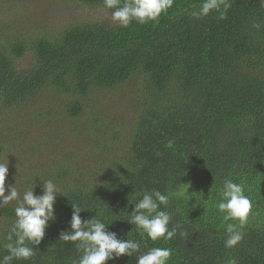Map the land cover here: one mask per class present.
<instances>
[{"label": "trees", "instance_id": "obj_1", "mask_svg": "<svg viewBox=\"0 0 264 264\" xmlns=\"http://www.w3.org/2000/svg\"><path fill=\"white\" fill-rule=\"evenodd\" d=\"M73 1L107 17L56 32L35 25L22 37L0 34V128L16 137L19 151H40L35 161L43 151L54 155L21 172L19 192L34 187L40 195L51 179L63 193L35 254L11 264L78 260V242L59 238L72 203L85 208L82 221L110 223L119 239L140 242L141 253L170 248L168 264H264V0H229L223 19L215 10L196 19L204 0H174L158 20L127 27L104 0ZM35 107L62 131L47 135L44 148L40 140L27 145L18 124V113ZM62 135L72 136V145L56 154L51 142ZM5 149L0 138V153ZM226 178L253 202L233 248L225 247L226 225L238 221L225 222L216 207ZM153 189L169 198L160 206L172 216L169 227L181 225L167 241H152L128 221L134 203ZM15 207L0 206V258L8 254ZM138 255L106 264H137Z\"/></svg>", "mask_w": 264, "mask_h": 264}, {"label": "clouds", "instance_id": "obj_2", "mask_svg": "<svg viewBox=\"0 0 264 264\" xmlns=\"http://www.w3.org/2000/svg\"><path fill=\"white\" fill-rule=\"evenodd\" d=\"M173 3L174 0H123V3L121 0H104V6L114 10L112 17L121 27H127L133 20L138 23L156 21L162 12L172 7ZM229 7V0H204L199 11L193 12L192 15L200 19L215 10L223 19ZM7 175L8 160L0 163V206L16 201L14 209L16 219L6 237L8 242L3 245L8 254L0 258V264H11L14 259L28 260L35 254V248H38L43 240L49 222L55 219L54 204L57 194L62 193L57 184L49 179L43 181L41 185L42 194H34L32 187L25 190L21 196L15 184L9 185L6 189ZM219 195L221 199L216 207L219 212L224 213L223 220L238 221L226 225L228 238L224 242L225 247L233 248L243 240L242 230L248 222L253 202L245 195L243 185L229 178L224 179ZM168 202V196L159 190L145 192L142 198L134 203L128 221L142 229L152 241L161 238L165 241L170 240L177 234L181 225L169 227L172 216L160 208L161 205L167 206ZM84 209L72 203L69 228L59 235L65 242H78L76 247L82 254L78 260L73 261V264H106V261L122 255L132 257L137 253H139L137 264H168L172 255L170 248L154 247L141 253L140 242L119 239L115 232L107 230L106 226L110 223L99 219L82 221L80 213ZM180 235L186 236L187 233L181 230ZM229 264H236V261L231 260Z\"/></svg>", "mask_w": 264, "mask_h": 264}, {"label": "rangeland", "instance_id": "obj_3", "mask_svg": "<svg viewBox=\"0 0 264 264\" xmlns=\"http://www.w3.org/2000/svg\"><path fill=\"white\" fill-rule=\"evenodd\" d=\"M96 17L103 19L107 17V14L98 7L84 6L73 0H0V34L10 32L14 36L22 37L35 25L49 29L48 32H56L55 29L61 26L81 19ZM28 61L29 54L21 58L19 64L25 66ZM11 114L15 113L12 112ZM17 117L22 119L21 123H17L20 124L22 133L27 135L25 138L27 145L40 140L44 148L48 142L47 135L56 136L62 132L59 128H52L49 121L46 120L48 116L39 112L36 107L34 111L29 110L18 113ZM15 118L10 117L9 127L14 124ZM0 138H3V142L6 143L5 151L3 150L2 154L0 153V163L8 160V175L5 180L6 189L9 185L14 184L18 191L23 189L24 180L20 176L21 172L28 173L33 167H39L44 160L42 156L44 158L54 157L53 154L43 151L35 161L33 157L35 158L37 152L40 151H19L16 147V137L7 134L5 126L0 128ZM73 140L75 142L79 141L80 137H73ZM51 143H55V153L59 154L64 148L72 145V136H57Z\"/></svg>", "mask_w": 264, "mask_h": 264}]
</instances>
